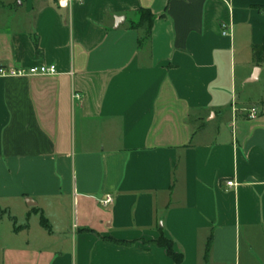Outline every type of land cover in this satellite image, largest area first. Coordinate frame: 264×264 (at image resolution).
I'll return each instance as SVG.
<instances>
[{
	"label": "crops",
	"instance_id": "0c3cea01",
	"mask_svg": "<svg viewBox=\"0 0 264 264\" xmlns=\"http://www.w3.org/2000/svg\"><path fill=\"white\" fill-rule=\"evenodd\" d=\"M263 41L264 0H0V68L58 72L0 77V264H264Z\"/></svg>",
	"mask_w": 264,
	"mask_h": 264
},
{
	"label": "trees",
	"instance_id": "16d2710c",
	"mask_svg": "<svg viewBox=\"0 0 264 264\" xmlns=\"http://www.w3.org/2000/svg\"><path fill=\"white\" fill-rule=\"evenodd\" d=\"M140 14H141L140 21L137 24H135L133 27L135 28L146 27L147 28L146 37H150L151 32H152L153 22H154V16L148 10H141ZM252 56L257 66H261L264 64V41L261 45H254L252 47ZM41 224L43 227L48 228L47 221L43 217L41 218ZM116 243L119 245H125V246L129 245L126 242H116ZM211 243L212 242L210 240L207 245L206 256H208ZM153 245H155L156 247L165 249L168 256L173 260L174 264H181L183 262L184 255L182 253L175 252L173 242L167 239L164 235H161V237L158 240L153 242Z\"/></svg>",
	"mask_w": 264,
	"mask_h": 264
},
{
	"label": "built area",
	"instance_id": "2783aa9c",
	"mask_svg": "<svg viewBox=\"0 0 264 264\" xmlns=\"http://www.w3.org/2000/svg\"><path fill=\"white\" fill-rule=\"evenodd\" d=\"M73 0H58V5L62 9H68ZM223 35H227V32L224 31ZM57 68L54 65L47 66H33L29 69H17V68H0V77H29V76H55L57 75ZM77 98H80L79 95H76ZM258 116V112L255 109L250 111L249 117L254 119ZM228 187H234L235 183L233 181L227 182ZM114 201L112 195H106L101 204L104 206L111 205Z\"/></svg>",
	"mask_w": 264,
	"mask_h": 264
},
{
	"label": "water",
	"instance_id": "95a60500",
	"mask_svg": "<svg viewBox=\"0 0 264 264\" xmlns=\"http://www.w3.org/2000/svg\"><path fill=\"white\" fill-rule=\"evenodd\" d=\"M259 73H260V68H256L255 71H254V74L252 76V78L249 80V82H255L259 76Z\"/></svg>",
	"mask_w": 264,
	"mask_h": 264
},
{
	"label": "rangeland",
	"instance_id": "374dc122",
	"mask_svg": "<svg viewBox=\"0 0 264 264\" xmlns=\"http://www.w3.org/2000/svg\"><path fill=\"white\" fill-rule=\"evenodd\" d=\"M246 92H249V94L251 95H255L254 93H251L249 90H247V91H242L241 89H240V92H239V94H240V96H241V98H243L244 97V95L245 94H247ZM2 215V212H0V216Z\"/></svg>",
	"mask_w": 264,
	"mask_h": 264
}]
</instances>
